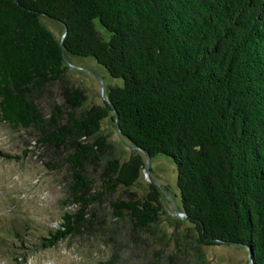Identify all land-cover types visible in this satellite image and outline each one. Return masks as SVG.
<instances>
[{"label": "trees", "instance_id": "1", "mask_svg": "<svg viewBox=\"0 0 264 264\" xmlns=\"http://www.w3.org/2000/svg\"><path fill=\"white\" fill-rule=\"evenodd\" d=\"M41 15L67 28L66 53L124 81L81 113L82 89L67 92L64 124L62 106L46 117L37 99L68 70ZM114 109L130 142L174 160L185 231L161 228L152 182L141 197L114 196L141 186L146 165L139 151L122 160L102 132ZM0 121L31 130L49 168L67 154L77 207L43 244L88 229L110 247L107 264H210L204 246L235 242L264 264V0H0ZM109 193L107 222L97 205Z\"/></svg>", "mask_w": 264, "mask_h": 264}, {"label": "rangeland", "instance_id": "2", "mask_svg": "<svg viewBox=\"0 0 264 264\" xmlns=\"http://www.w3.org/2000/svg\"><path fill=\"white\" fill-rule=\"evenodd\" d=\"M42 21L45 25L52 30L58 39H61L63 32L65 31V25L53 19L47 15H41ZM103 30L102 27H100ZM104 31V30H103ZM66 56L70 63L68 66L67 74L65 78L50 86L38 99V103L46 117L51 115V108L59 105L62 106L63 115L61 121L63 124L67 122V110H70L68 105L65 103L67 92L71 91L74 87H79L82 89L84 97L82 99L83 105L76 111L81 113L87 110L94 104L104 105L106 100L103 97V88L101 82L98 78L100 75L105 82L106 94L108 98V91L110 86L113 85H123L124 81L122 78H116L110 75L108 70L100 64L93 56H79L71 53H66ZM0 126L10 127L18 135L17 137V147L20 152L24 153L27 151V160L29 162H44L50 161L51 158L44 156L43 151L44 146L35 142L36 137L31 134V130H25L22 128H14L11 125L1 122ZM102 132L108 135V139L112 142L118 152V156L122 160H126L134 152H141L144 159L146 160L145 168L141 172V186L135 185L132 188H119L114 194L118 199H135L146 194L149 189V182H156L161 191V201L164 207V213L162 214L161 228L168 234L171 235L177 228L179 231H185V229L191 225V223L186 219L185 211L181 204V196L177 186V166L172 158L164 154H159L152 158L150 170L148 169L147 157L142 150L133 147L130 144V140L122 135L116 125L115 113L109 111L106 118L102 120ZM64 154V155H63ZM67 154L64 152L62 154H54L59 161L56 163V158L52 159L54 161L51 168L48 167L49 174L55 175L57 177V182L68 190V203H69V193L72 191V184L75 183L73 178V172L66 163L65 157ZM46 158H48L46 160ZM50 159V160H49ZM62 160V164L61 161ZM51 162V161H50ZM88 174L96 177L94 181V188L92 193L96 194L101 190V174L94 169V165L90 164L88 168ZM87 174V175H88ZM113 193L103 195V200L97 205L101 214L109 222L114 220L112 216L111 199L114 197ZM70 208L65 209V211H74L77 207L76 203H69ZM63 207V203L61 204ZM28 226L23 223H14L12 225V230L18 233L20 238L26 231ZM49 237V233H45L40 236ZM67 238L71 240H80L82 243L87 242L90 247L94 248H105L111 253L110 247L105 244L99 237L88 229H84L78 232L76 235H70ZM21 247H23V241H20ZM207 258L210 264H250L249 251L246 247L233 243H223L216 245H206L204 246ZM140 258H142V255ZM139 255L134 257L138 260Z\"/></svg>", "mask_w": 264, "mask_h": 264}, {"label": "clouds", "instance_id": "3", "mask_svg": "<svg viewBox=\"0 0 264 264\" xmlns=\"http://www.w3.org/2000/svg\"><path fill=\"white\" fill-rule=\"evenodd\" d=\"M17 137L10 127L0 126V264H107L111 253L105 248L67 236L53 244L41 242L45 233L58 235L70 214L65 211L71 207L68 190L49 174L46 163L27 160ZM20 222L28 228L18 238L12 225Z\"/></svg>", "mask_w": 264, "mask_h": 264}, {"label": "water", "instance_id": "4", "mask_svg": "<svg viewBox=\"0 0 264 264\" xmlns=\"http://www.w3.org/2000/svg\"><path fill=\"white\" fill-rule=\"evenodd\" d=\"M66 32H67V28H65V31H64V33L62 34V38H61L60 46H61V53H62V57H63L64 63H65L67 66H69L70 63H69L68 59H66L67 56H66L65 47H64V37L66 36ZM98 78H99V80H100V82H101V85H102V88H103V97H104V99H105L106 101H108L107 94H106V88H105L106 86H105L104 79H103L100 75H98ZM114 113H115V120H116L117 129H118V131L121 133V130H120V123H119V113H118V111H117L116 109H114ZM121 134H122V133H121ZM130 144H131L133 147L142 150L143 153L146 154V157H147V164H148V169L150 170L152 157H151L149 151H148V150H144V148L140 147V146H139L138 144H136V143H133L132 141L130 142ZM152 183L156 184L157 187L159 186V185H158L156 182H154V181H152ZM184 214L186 215V213H184ZM234 243H235V242H234ZM234 243H233V244H234ZM238 245H242V246H244V247H246V248L248 249V251H249V255H248V256H249V259H250V264H253V257L251 256V255H252V252H251L249 246H248V245H245V244H238Z\"/></svg>", "mask_w": 264, "mask_h": 264}]
</instances>
